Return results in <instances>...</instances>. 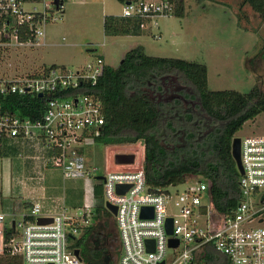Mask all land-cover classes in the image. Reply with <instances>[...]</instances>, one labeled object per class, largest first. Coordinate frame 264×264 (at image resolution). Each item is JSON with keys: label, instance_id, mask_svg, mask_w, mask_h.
<instances>
[{"label": "built area", "instance_id": "2783aa9c", "mask_svg": "<svg viewBox=\"0 0 264 264\" xmlns=\"http://www.w3.org/2000/svg\"><path fill=\"white\" fill-rule=\"evenodd\" d=\"M65 1L0 0V56L12 48L44 45V27L64 13ZM173 7L169 0H124L119 16L138 17L141 29L158 30V18L171 15ZM103 65L97 55L73 68L49 66L0 76V139L27 141L41 152L37 158L59 168L65 178L96 175L99 167L84 153L101 134L103 107L98 96L83 89L97 83ZM9 94L43 97L41 116L32 119L4 107ZM239 138L240 198L226 212L214 206L203 177L186 178L180 192L170 190L176 185L150 188L142 162H136L128 143L111 151L102 144L103 172L96 177L103 183L105 203L115 206L116 264H264V135ZM117 154H132L133 160L119 163ZM107 155L113 167L106 168ZM144 207L151 211L141 214ZM41 208L34 202L11 226L5 225V214L0 213V256H19L22 264H86L68 237H77L92 224L94 210L83 205L73 212L61 209L47 215ZM38 217L51 221L38 223ZM168 218L171 233L166 231ZM169 239L177 244L169 245ZM212 251L221 257L207 258Z\"/></svg>", "mask_w": 264, "mask_h": 264}, {"label": "trees", "instance_id": "16d2710c", "mask_svg": "<svg viewBox=\"0 0 264 264\" xmlns=\"http://www.w3.org/2000/svg\"><path fill=\"white\" fill-rule=\"evenodd\" d=\"M169 1L172 14L183 16V0ZM245 4L264 19V0H242L241 6ZM139 24L138 17L106 15L103 32L140 35ZM83 90L102 102L104 124L97 137L102 144L143 142L142 167L150 188L178 185L188 175H198L208 181L218 210L235 207L240 190L231 140L244 122L264 111L260 81L246 92L211 90L203 64L148 55L139 45L127 50L117 66L104 64L97 83ZM42 104L43 97L36 95L9 94L3 99L4 107L32 119L41 116ZM3 152L0 139V157ZM103 226L104 222L90 225L78 237H68L86 264H116L117 232L109 234ZM214 257L212 251L207 258ZM0 264L22 262L19 256L4 253Z\"/></svg>", "mask_w": 264, "mask_h": 264}, {"label": "rangeland", "instance_id": "374dc122", "mask_svg": "<svg viewBox=\"0 0 264 264\" xmlns=\"http://www.w3.org/2000/svg\"><path fill=\"white\" fill-rule=\"evenodd\" d=\"M241 1L183 0V16L171 14L158 18V30L151 29L158 37L150 30L127 37L129 34L105 35L103 32L104 17L120 13L118 0H66L64 13L44 27V45L1 52L0 76L9 77L49 66L73 68L97 55L106 65L115 67L127 50L140 45L148 55L183 58L203 64L211 90L246 92L256 81L264 88V19L247 4L241 6ZM251 134L264 135V111L244 122L235 136ZM100 143L98 138L95 139L96 146L89 147V153H84L88 160L93 157L90 163L99 167L96 175L65 178L59 168L48 166L42 170L38 181L56 196L67 193L70 198V188L77 189L78 204L92 210L98 206L95 220L99 223L102 220L104 229L114 234L117 231L112 214L104 212L103 183L96 177L103 172L101 153L105 146L102 149ZM142 146V141L128 146L135 152L136 162H140ZM94 147L100 151H93ZM108 147V151L118 148ZM106 157V168L113 167L110 156ZM7 160L5 156L0 157V213L6 202L1 193L10 184ZM17 179L13 172V185ZM185 185L180 183L170 190L180 192ZM106 242L111 244L110 239Z\"/></svg>", "mask_w": 264, "mask_h": 264}, {"label": "crops", "instance_id": "0c3cea01", "mask_svg": "<svg viewBox=\"0 0 264 264\" xmlns=\"http://www.w3.org/2000/svg\"><path fill=\"white\" fill-rule=\"evenodd\" d=\"M111 15H119V13H113ZM145 32H147V30H143L142 34ZM130 36L133 35H128L127 37ZM100 144L102 145V143ZM132 144H136V142L128 143L127 145L130 146ZM112 145L116 146L118 144H108V146ZM3 147L4 152L2 157L5 156L8 159L7 161L9 163V175L7 181L10 183L9 185H7L6 189H4V191H2L1 193V196L5 198L4 200L6 201L3 210H1V213L5 214L6 226H11V223L13 221H18L24 215H26L34 202L40 203L42 207V213L47 215L54 214L60 211L61 209H65L68 212H73L77 207H81V205H79L77 202L79 197L77 189L73 187L70 188V198H68L66 191L65 196H56L55 194L52 195L50 192L46 191L43 186H41L38 180L42 175V170L47 168L48 166L45 165L43 160L36 157L37 154L41 153L37 147L33 145L31 146L27 141L19 142L11 139L4 140ZM89 150L91 149L87 148L86 152L89 153ZM94 150L96 152L100 151L98 147H94L93 151ZM91 154L93 155V152H91ZM101 155L103 157V153H101ZM91 160H93V157L88 160L89 163ZM142 161L143 146L140 157V162ZM13 172L17 174L18 179L15 181V184H17L19 188L15 184H12ZM12 185L14 190L12 188ZM95 208L96 209H94V215L91 226L100 225V223L102 222V220L100 221V223L95 220V218L98 217V213L95 214L98 211V206H95ZM82 231L80 232V234L82 233ZM213 253L215 254L214 258L221 257V255H219L218 253Z\"/></svg>", "mask_w": 264, "mask_h": 264}, {"label": "water", "instance_id": "95a60500", "mask_svg": "<svg viewBox=\"0 0 264 264\" xmlns=\"http://www.w3.org/2000/svg\"><path fill=\"white\" fill-rule=\"evenodd\" d=\"M239 142H240L239 137L235 136L232 138V140H231V156L235 162L237 169L241 173L242 167H241L240 158H239ZM115 160L119 163H131L133 160V155L132 154H117ZM186 178L189 181H195V180L200 179V177H196L193 175H188ZM117 190L120 192H124L125 188H123L122 186H117ZM104 206L111 214L115 213V206L110 205L109 203H105ZM147 209H150V211H151V208L144 207L141 210V214H144ZM36 221L38 223H47V222L51 221V218L50 217H38L36 219ZM166 231H167V233H171V219L170 218H168L166 221ZM168 242H169V245H173V246L177 244V241L174 239H169ZM148 244H149V241H147V245ZM75 254H78L77 249L75 250ZM159 264H163V262H160Z\"/></svg>", "mask_w": 264, "mask_h": 264}]
</instances>
